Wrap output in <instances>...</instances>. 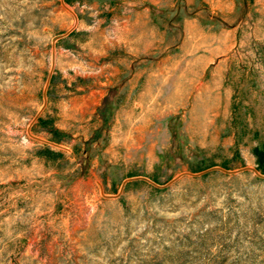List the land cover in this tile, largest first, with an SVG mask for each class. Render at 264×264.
Instances as JSON below:
<instances>
[{"label":"rangeland","instance_id":"374dc122","mask_svg":"<svg viewBox=\"0 0 264 264\" xmlns=\"http://www.w3.org/2000/svg\"><path fill=\"white\" fill-rule=\"evenodd\" d=\"M256 146L264 0H0V264H264Z\"/></svg>","mask_w":264,"mask_h":264},{"label":"trees","instance_id":"16d2710c","mask_svg":"<svg viewBox=\"0 0 264 264\" xmlns=\"http://www.w3.org/2000/svg\"><path fill=\"white\" fill-rule=\"evenodd\" d=\"M54 137L53 140L54 142H59V139L57 138V132L54 131ZM252 156L254 157V162L256 165L257 170L261 173L264 174V148L256 146L252 149L251 151Z\"/></svg>","mask_w":264,"mask_h":264}]
</instances>
